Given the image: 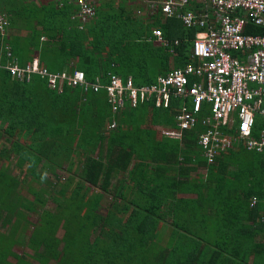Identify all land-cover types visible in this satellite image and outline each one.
<instances>
[{
    "label": "trees",
    "instance_id": "16d2710c",
    "mask_svg": "<svg viewBox=\"0 0 264 264\" xmlns=\"http://www.w3.org/2000/svg\"><path fill=\"white\" fill-rule=\"evenodd\" d=\"M127 1L102 0L93 19L79 28L69 18L71 5L58 7L53 2L54 6H41L44 13L39 15L41 7L28 0H0V16L8 23L0 31V140L11 143L13 136L18 138L32 129L33 142L27 146L12 142L10 147L0 149V158L13 154L15 165L22 168L26 163L29 169L24 171L29 174L25 176L29 177L27 182L0 171V264H264V151L252 150L257 160L254 171L248 174V185L243 186V196L228 200L226 191L219 192L205 214L188 203L183 206L184 221L179 212L170 222L160 221L164 196L160 182H152V198L140 183L138 194L149 204L133 199L119 207L112 201L101 204L102 194H113L109 186L113 172L127 171L134 155L138 162L129 171L130 179L142 182L146 177L147 182L150 161L182 163L191 151L198 163L218 174L228 162L224 155L230 151L207 163L197 144L203 129L200 124L184 130L178 143L173 138L157 139L152 126L175 127L180 107L177 101L167 108L139 103L116 114L103 90L94 92L63 84L59 91L48 88L38 74L21 81L3 68L7 63L4 51L9 47L19 65L37 55L40 66L52 72L72 74L79 69L87 81L98 77L102 83L110 74L122 78L131 75L135 85H142L154 82L170 67H184L194 61L190 53L194 29L183 27L176 17L163 20L160 12L136 17L132 14L134 4ZM46 10H52L49 14L53 13L55 21L60 19L57 26L54 21L46 26ZM34 20L44 25L38 29ZM19 21L30 35L7 36L6 28L14 29ZM153 28L161 30L166 43L156 42ZM41 36L46 40L41 41ZM38 90H46V95H38ZM112 120L116 125L109 128ZM261 124L257 117L253 135ZM44 125H53L52 132L46 133ZM144 144L152 147L147 155L139 152L138 147L145 148ZM97 146L99 151L93 158ZM239 146V151L247 150ZM76 157L78 161L83 157V165L77 169L72 166ZM65 161L67 167H63ZM39 163L54 180L40 177L36 170ZM56 169H65L68 176L59 179ZM75 177L78 179L72 184ZM41 182L45 184L40 186ZM85 182L102 194L87 196ZM252 196L257 199L253 206L249 205ZM103 205L105 212L100 211ZM27 213L37 216L30 230L25 227ZM18 245L27 246L35 255L17 252L14 247Z\"/></svg>",
    "mask_w": 264,
    "mask_h": 264
},
{
    "label": "built area",
    "instance_id": "2783aa9c",
    "mask_svg": "<svg viewBox=\"0 0 264 264\" xmlns=\"http://www.w3.org/2000/svg\"><path fill=\"white\" fill-rule=\"evenodd\" d=\"M52 1L58 7L71 5L72 19L84 28L102 0ZM138 1L142 4L136 10L138 14L145 10L150 17L160 12L166 18H179L185 28L196 29L192 63L159 74L149 84L135 85L131 75L122 78L116 74H110L102 83L98 77L87 81L79 69L72 74L49 71L40 66L37 58L19 65L6 47L7 63L3 68L21 81L38 74L48 88L59 91L63 84L94 92L103 90L116 114L139 103L152 102L155 107L167 108L177 101L180 107L175 127H162L160 136L179 140L184 130L200 124L203 129L198 133L197 144L209 164L221 153L235 149L239 142L247 150L264 151V0ZM7 24L1 15V32ZM251 26L262 30L252 32ZM152 34L157 43L167 42L160 29L153 28ZM257 117L262 124L253 135ZM115 125L112 120L108 127ZM256 201L252 196L250 205Z\"/></svg>",
    "mask_w": 264,
    "mask_h": 264
},
{
    "label": "crops",
    "instance_id": "0c3cea01",
    "mask_svg": "<svg viewBox=\"0 0 264 264\" xmlns=\"http://www.w3.org/2000/svg\"><path fill=\"white\" fill-rule=\"evenodd\" d=\"M28 1L35 3V5L38 7H41V6L50 7L52 5L54 6V3L52 0H28ZM38 9L42 10V7ZM46 11H48L47 14H49V12L52 10H46ZM72 12H73V9L69 17L71 18L70 20H73L71 17ZM52 15L53 13L47 15L46 22L48 23V25L46 24V26H51V22L53 21L55 22V25L57 26L56 22L60 21L59 18L55 21L56 17ZM162 18L164 20L166 17L162 15ZM167 18H172V17H167ZM65 21L66 19L64 20V22ZM64 22H63V25H64ZM36 23H37V20H34L33 25L35 27H36ZM42 25L37 23L36 28L40 29ZM189 29H194L193 31H194V36H195L196 29L195 28H189ZM255 29H261V28L259 27L256 28L254 26H251L249 28V30L252 32H255ZM261 30L259 32H261ZM4 33H6L7 36L9 35V33H15L23 37L30 35L29 30L27 31L23 29V23L20 21L17 27H15L14 29L11 27H8L6 28ZM194 36L192 37V39H190L191 42ZM40 40L44 41L46 40V38L44 36H41ZM190 53H191V49H190ZM34 58H37V55H33V59ZM192 60H194L193 57H192ZM24 62H29V61L24 60ZM174 68H178V67H170V69L168 70H171ZM36 93L38 95H44V94L46 95V90H38L36 91ZM145 124L149 125V123L146 120H145ZM142 126H144V124H142ZM152 127L155 128L156 130L155 137L157 139H162L163 137L160 136L159 130L163 126L155 125ZM31 132H32V129H29L26 132H24V134L22 133L21 135H19L18 138H15L13 136L12 139H10L11 143L10 142L4 143L5 138H1L0 149L2 146L4 147V145L7 147H10V144H12V142H14L15 144L17 143L22 146H27L28 144H32V141L30 140ZM179 140L177 139L176 142L177 143L180 142ZM239 144L243 145L241 142H239L236 145L235 149L230 150V152L224 155V158L228 159V162H225L226 164L223 167H221L222 171L218 172V174H215L214 172H212L209 166H207L206 164L203 165V164L198 163L199 160L197 159V157L191 151H189L188 153H186V155L188 156V159L186 160V162L180 163V161H178L174 163L172 162L166 163L159 159L157 161H152V162L150 161V163H148L149 166L147 170L148 181L146 182V177L144 178L142 182L141 181L139 182L131 181L129 171H131L132 168L135 167V164L138 162V157L134 155L131 160V163L129 164L127 171H122L118 169V171L116 170L113 172L114 176H112L110 180V184H109V186H111L112 188V192H113L112 195H108L106 193L104 194L100 193L97 187H95L96 189L95 188L94 189L97 190L96 193L102 194V198L100 199L101 204H109V202L112 201L113 202L112 204H114V206L119 207L122 204L130 203L131 199L140 201L141 203H144V204H149L150 201L149 202L146 201L143 196L138 194L141 188L139 187L141 186L140 183H142L143 191L146 192L147 196L152 198L151 190L149 191V189H151L152 187V182H160L161 186L159 189H161L162 193L164 192L162 204H160V210H159V213L162 216V220L160 221L161 222L163 221L165 223L170 222L174 218V214L176 212H179L178 214L180 215L182 214L183 218L181 219H183L184 221L185 220L184 219L185 214L183 213L185 210L184 205L188 206L187 205L188 203H191L193 208H198V209L200 208L201 212L205 214L207 213V205L211 206V204H213L212 202L217 200L218 196L216 194L217 193L219 194V192L221 193L222 191H226L229 196L228 200L235 199L237 195L243 196L242 190L245 189L243 186L248 185V182H246L247 180H249L248 174L251 173V171H254L255 169L253 166V163L255 160H257V158L254 157L257 154L252 153V150L239 151L238 149L240 148ZM138 148H139V152L143 153V155H147L148 151L152 147H148L147 145H145V148L144 147L143 148L138 147ZM97 149L99 151V146H97ZM105 152H106V149L104 147L103 154H105ZM241 152L245 153L244 154L245 157L243 156L241 157L242 155ZM258 152H263V151H258ZM182 157L183 156L179 155L180 160H182L181 159ZM238 159H240V164L237 163ZM65 162L67 163V165L66 166L63 165V167H67L69 165L67 161ZM144 162H148V160ZM7 164H8V168L10 169L14 167L20 168L18 165H15V163L7 162ZM72 166H74V168L77 167L75 162ZM23 167H28V165L25 163ZM215 167L216 166H214L213 168ZM22 168H20V170L25 171V169H22ZM63 170L66 171L65 169ZM5 171L8 172V169ZM217 185H220L221 187L217 188L216 187ZM162 193H159V195H163ZM129 210H132L131 205L129 207ZM113 211L117 213L116 208H114ZM208 213H209V210H208ZM163 227L165 228L166 226H164L163 224ZM260 238L261 237L259 236L258 240Z\"/></svg>",
    "mask_w": 264,
    "mask_h": 264
},
{
    "label": "rangeland",
    "instance_id": "374dc122",
    "mask_svg": "<svg viewBox=\"0 0 264 264\" xmlns=\"http://www.w3.org/2000/svg\"><path fill=\"white\" fill-rule=\"evenodd\" d=\"M127 4H130V5H133L134 4V6H133V15H135L136 17H139L140 15L142 16H144L145 18L146 17H148V11L146 12L145 10H143L142 11V13L141 14H138L137 12H136V10L138 9V7H141L142 6V4H141V2L140 1H138V0H128L127 1ZM44 12L43 11H41V10H39V15H41V14H43ZM52 127H53V125H44V129H46V130H44L46 133H50V132H52ZM60 130H63V127H60ZM3 131H4V129H3ZM2 134H5L4 132L2 133ZM2 137H3V135H2ZM26 141H27V139H26ZM2 142V141H1ZM28 142H30V141H28ZM32 145H33V142H32ZM78 149V148H77ZM97 153H98V149L96 148L94 151H93V153L91 154V156L93 157V158H95L96 156H97ZM10 157H8L7 159H5V158H0V171H5V170H7L8 169V172H10V173H12L13 175H15V176H18V178H20L21 180H25V182H27L28 181V179H29V177H25V176H27V175H29V174H27V172H26V174H24V171L23 170H20V168H18V167H14V168H12V169H10V168H8V164H7V162L9 163H15V158H14V155L13 154H11V155H9ZM82 160H83V157L81 158V160L80 161H78V158L76 157V158H74V162H75V164L77 165V168L78 167H81L82 165H83V162H82ZM41 164H39L38 166H36V170H37V173L40 175V177L41 178H47V177H49L50 179H52V180H54L55 178L52 176V174H50V172L47 170H45L43 167H41L40 166ZM67 165V163L65 162L64 163V166H66ZM74 167V166H73ZM76 168V169H77ZM23 169H25V170H28L29 171V169H26V167H23ZM55 172H56V174L58 175V177H59V179H61V180H63L65 177H67L68 176V172H66V171H64L63 169H56L55 170ZM77 172H79L78 170L75 172V175L77 174ZM38 175V176H39ZM39 177V178H40ZM78 179V177H75V179H74V181H73V183L72 184H74L75 183V181ZM45 184V183H44ZM43 184V182H41V184H40V186H42V185H44ZM85 190H86V194H87V196H91L92 194H94V193H96V190L95 189H93L92 187H91V184H89L88 182H85ZM24 192V193H23ZM23 194L25 195V196H28V194H26L25 192V190H23ZM0 194H1V191H0ZM29 198H31V195H29ZM51 205V203L50 204H48V206H50ZM101 208V212H105V208H104V205L103 206H101L100 207ZM37 220V216L34 214V213H27V218L25 219V221H27V223L28 224H26V230L27 229H32L33 228V223L32 222H34V221H36ZM60 233H61V229H59L57 232H56V235L57 236H59L60 235ZM14 250H16L17 252H19V253H22V252H27L28 254H30V255H35V253L30 249V248H28L27 246H25V245H18V246H15L14 247Z\"/></svg>",
    "mask_w": 264,
    "mask_h": 264
}]
</instances>
